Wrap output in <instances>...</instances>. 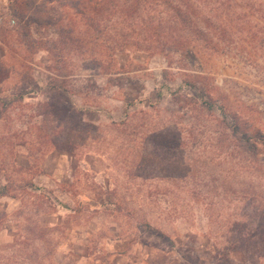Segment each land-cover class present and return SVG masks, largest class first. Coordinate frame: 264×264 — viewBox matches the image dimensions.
Wrapping results in <instances>:
<instances>
[{
	"label": "rangeland",
	"instance_id": "1",
	"mask_svg": "<svg viewBox=\"0 0 264 264\" xmlns=\"http://www.w3.org/2000/svg\"><path fill=\"white\" fill-rule=\"evenodd\" d=\"M12 1L0 264H264V0H173L196 40L164 4L130 0L82 41L56 2L29 9L23 37Z\"/></svg>",
	"mask_w": 264,
	"mask_h": 264
},
{
	"label": "trees",
	"instance_id": "2",
	"mask_svg": "<svg viewBox=\"0 0 264 264\" xmlns=\"http://www.w3.org/2000/svg\"><path fill=\"white\" fill-rule=\"evenodd\" d=\"M38 0H13V11L15 12L16 15L21 16L20 18L22 19V16H26L28 14L29 9L32 7L37 8L39 5L42 6L45 10L47 7V4L49 3H55L54 9L58 10V7H61L64 9L68 8L72 10V13L70 15L71 21L73 24L78 25L79 22H83L84 25V30L78 35L76 41H82L84 36L87 33V38H90L89 34V29L91 32H96V34L100 33V26L102 25V16L104 15L105 11H119L122 12L124 10H127L129 13H131L132 5L130 3V0H40L38 2V5H35V2ZM155 2H160L161 4H164V7L171 12L170 14V19L174 23H179L182 26H187L188 30L191 32L193 39L196 40V38H200L202 35L203 30L197 26L195 20L193 19L194 17L192 16L191 12L187 7H183L179 3H174L173 0H154ZM58 6V7H57ZM50 9V7H48ZM52 8V7H51ZM160 16V15H159ZM154 21V19L152 20ZM36 22L35 19H32L30 15H27V19L24 21L23 29L21 31V35L23 37L28 36V26L32 23ZM154 23L158 26L161 21H154ZM153 29V32H157L158 30L154 28L153 26L151 27ZM71 32V31H70ZM83 35V37H82ZM24 40V45L26 46V49H30L32 47L31 44L27 41V39ZM158 45L161 46L162 48L167 49L169 46L172 45H178L179 40H173L170 41L169 39L167 40H160L157 41ZM180 43V42H179ZM21 97V94L19 95ZM3 104H7L5 100H2ZM207 103L208 100L202 101V103ZM210 106V105H208ZM237 129L233 127V134L236 133ZM241 138H244L247 140L249 139L248 137L242 136ZM246 140V141H247ZM7 193V187H2L0 189V195L6 194Z\"/></svg>",
	"mask_w": 264,
	"mask_h": 264
}]
</instances>
